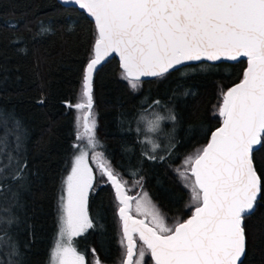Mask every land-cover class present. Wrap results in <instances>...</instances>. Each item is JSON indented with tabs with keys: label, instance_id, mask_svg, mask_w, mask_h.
<instances>
[{
	"label": "trees",
	"instance_id": "trees-1",
	"mask_svg": "<svg viewBox=\"0 0 264 264\" xmlns=\"http://www.w3.org/2000/svg\"><path fill=\"white\" fill-rule=\"evenodd\" d=\"M96 37L93 21L76 7L57 0H0V264H50L66 176L82 149L94 177L87 194L93 227L71 243L84 264H124L126 254L119 204L93 159L95 152L104 154L126 193L134 195L132 213L151 226L145 207L158 212L167 227L185 220L195 207L186 186L192 177L187 173L185 181L179 172L221 123L222 94L242 79L246 60L181 64L163 76L139 80L133 89L118 59H107L92 81L95 135L102 145L92 149L77 140L81 111L75 105L83 102L84 67ZM152 108L175 117L172 138L162 150L146 145L143 117ZM253 163L264 180V147L254 152ZM145 193L154 209L144 205ZM259 197L244 219L245 253L239 264H264V194Z\"/></svg>",
	"mask_w": 264,
	"mask_h": 264
},
{
	"label": "snow or ice",
	"instance_id": "snow-or-ice-1",
	"mask_svg": "<svg viewBox=\"0 0 264 264\" xmlns=\"http://www.w3.org/2000/svg\"><path fill=\"white\" fill-rule=\"evenodd\" d=\"M71 2L94 17L98 33L94 56L86 66L82 81L83 102L75 105L81 111L77 140L86 141L87 147L92 149L102 147L95 135L92 74L109 53H119L125 78L133 89L141 76H163L184 61L202 58L216 61L222 57L247 59L240 83L222 94L223 103L218 109L223 117L222 127L212 132L207 146L185 158L195 178L190 184L186 183L195 204L189 219L167 227L158 212L148 211L147 207L145 211L152 216V227L134 219L129 215L130 198L125 194L119 173L113 171L102 152H95L93 156L101 176H107L119 199V214L127 241L126 264H133V233L139 234L155 264H237L245 253L244 219L254 211L258 195L264 194V180L253 163L254 152L264 147V0ZM48 30L41 27V32ZM154 103L158 105L159 101ZM161 118L175 119L171 114L157 116ZM159 147L152 144L153 151ZM87 156V151L75 156L67 177V197L62 205L58 232L61 238L67 236V243L62 239L56 242L50 253V264H84V257L76 252L71 241L72 237L93 227L87 213V194L94 177ZM3 171L0 168V174ZM187 171L178 170L185 181ZM13 178H19V173ZM144 205L154 209L146 193ZM141 209L138 201L136 211L141 212ZM3 239L0 236V240ZM144 255L141 248L140 259L135 264H141Z\"/></svg>",
	"mask_w": 264,
	"mask_h": 264
},
{
	"label": "water",
	"instance_id": "water-1",
	"mask_svg": "<svg viewBox=\"0 0 264 264\" xmlns=\"http://www.w3.org/2000/svg\"><path fill=\"white\" fill-rule=\"evenodd\" d=\"M57 1H58L60 4L64 5V6H66V5H67V6H73V7H76L78 10L84 12V13L86 14V16H87L89 19H91V20L93 21L94 26H95L94 17H91V15L87 12V10H85V9H81V8L79 7V5L75 4L74 2H71V0H70V2H67V3L64 2V0H57ZM95 29H96V26H95ZM96 33H97V29H96ZM97 35H98V33H97ZM96 38H97V37H96ZM95 40H96V39H95ZM95 40L93 41L94 43H93V47H92V52H93V53H92V54H93L92 57L94 56V44H95ZM113 56L116 57V58L118 59L119 67H120L121 70H123V67H122V61H121V59H120L119 53H117V52H111V53H109L108 56H106L104 59H102L101 62H100L99 64L96 65L95 69L93 70L92 81L94 80L93 77H94V74H95V72L97 71V69H98V68H99V67H100V66H101V65H102L107 59L112 58ZM92 57H91V58H92ZM91 58H90V59H91ZM90 59H89V61L87 62V64L90 62ZM240 59H243V60L245 59V60H246V67H245V69H246V68H247V59H246L245 57H237L236 60H231V59H229V58H227V57H222L220 60H216V61H209V60H207L206 58H202L200 61H207V62H211V63H216V62H219V61H227V62H231V61H232V62H234V61H238V60H240ZM200 61H184V62L182 63V65H184V64H189V63L200 62ZM87 64H86L85 67H84V74H83V77H84V75H85V73H86V66H87ZM179 66H181V65H176V66L174 67V69L177 68V67H179ZM171 70H173V69H170L169 71H171ZM123 71H124V70H123ZM244 71H245V70H244ZM243 73H244V72H243ZM153 77H157V76H141V77L139 78V80L150 79V78H153ZM242 78H243V77H242ZM82 81H83V78H82ZM240 81H241V80H240ZM240 81L236 82L235 84H233V85L230 86L229 88L234 87L236 84L240 83ZM229 88H228V89H229ZM228 89H227V90H228ZM227 90H225L224 93H226ZM91 94H92V93H91ZM80 103H81V102H80ZM222 103H223V99H222V101H221L220 106L222 105ZM66 104H67V103H66ZM92 105H93V104H92ZM220 106H219V107H220ZM219 116H220V115H219ZM220 118H221V123H220L217 127H215V128L210 132V135H209L208 141L206 142V144H205L203 147L207 146V144L209 143L212 132H214L217 128L222 127V124H223V117L220 116ZM96 162H97V161H96ZM186 170H188L187 173H188L189 175H191L192 180H194L195 178L192 176V174H191V172H190V166H189ZM105 177H106V179H107V181H108V178H107L106 175H105ZM108 182L110 183V185H111V187H112V190H113V192H114L115 198H116V200H117V202H118V204H119V205H118V208H117V215H118L119 220H120L121 233H122V236H123V239H124L125 253H126V244H127V241H126V239L124 238V235H123V220L121 219L120 214H119V207H120L119 199L116 197V193H115V188H114V186L111 184L110 181H108ZM124 191H125V187H124ZM125 194H126L127 197L130 198V200H129V204H130L129 215H131L134 219H137V220H143L146 224H148L149 227H152V226L146 221V217H144V216H142V217H138V215H134V214L132 213V202H133L134 195L128 194V193H126V191H125ZM259 196H260V195H258V198H260ZM194 209H195V207H194ZM194 209H193V211H194ZM193 211L190 213L189 216L187 215V217H186L185 220H187V219H189V218L191 217ZM185 220H183V221H185ZM183 221H181V222H183ZM132 235H133V240H134V242H135V247H136V241H137V240H135V236L138 238L139 241H141V240L139 239V234H138V233H133ZM141 242L143 243V241H141ZM143 245H144V244H143ZM144 246L146 247V245H144ZM146 248H147V247H146ZM148 251H149V250H148ZM149 252H150V251H149ZM134 255H135V250H134ZM243 256H244V254L241 256L240 260H242ZM150 257H151V253H150ZM126 259H127V257H126V254H125V256H124V260H123V263H124V264H126ZM151 259L153 260V264H155V260H154V258L151 257ZM240 260L237 262V264H239V263L241 262Z\"/></svg>",
	"mask_w": 264,
	"mask_h": 264
},
{
	"label": "rangeland",
	"instance_id": "rangeland-1",
	"mask_svg": "<svg viewBox=\"0 0 264 264\" xmlns=\"http://www.w3.org/2000/svg\"><path fill=\"white\" fill-rule=\"evenodd\" d=\"M168 109L170 110V107ZM161 113H163V112L158 110L157 108H154V109L152 108L149 111V113H147L143 117V118H146V120H145L146 121V123H145L146 126L144 128V131H147V133H146V135H147L146 141L149 143V144H146V145L148 147L152 148V144L153 143L159 144L160 145L159 150H162L166 146V143L169 142L170 138H172V134L174 132V126H175V124H173V120L172 119H162V118L161 119H157V116H159V117H167L166 113L165 114H161ZM147 118H149V119H147ZM166 123H169V126H167ZM151 128H155V130L154 131H148V129H151ZM80 151H86V150L82 149ZM80 151L77 153V155L80 154ZM74 163H75V159L73 160L72 167L74 166ZM87 164L91 168L89 160H88V156H87ZM71 170H72V168L70 169L69 174L66 176L65 187H64V195H63V202L66 200V197H67V177L71 174ZM63 202H62V205H63ZM62 205H61V208H60V226H61V223H62L61 216L63 215V207H62ZM61 239H62V242L67 243V236L61 238L59 235L57 237L56 242L58 240H61ZM56 242L54 243V245L56 244ZM54 245L52 247V251L54 249ZM72 247H74V246L72 245ZM76 252L79 255H81L77 250H76Z\"/></svg>",
	"mask_w": 264,
	"mask_h": 264
},
{
	"label": "flooded vegetation",
	"instance_id": "flooded-vegetation-1",
	"mask_svg": "<svg viewBox=\"0 0 264 264\" xmlns=\"http://www.w3.org/2000/svg\"><path fill=\"white\" fill-rule=\"evenodd\" d=\"M89 217V216H88ZM135 240H137L136 241V247H135V261H136V259H140V257H139V251L141 250V248H143L144 249V251H145V255H144V258H143V260L141 261V264H153V260L151 259V257H150V252L149 251H147V253H146V250H145V248L143 247L144 245H143V243L141 242V241H139L138 240V238L135 236ZM148 254V255H147ZM133 256V257H134ZM147 256H149V257H147ZM134 264V263H133Z\"/></svg>",
	"mask_w": 264,
	"mask_h": 264
}]
</instances>
